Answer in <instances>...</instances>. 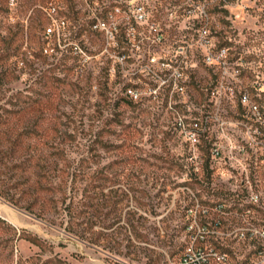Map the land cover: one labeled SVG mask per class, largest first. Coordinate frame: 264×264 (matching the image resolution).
<instances>
[{
    "label": "rangeland",
    "instance_id": "374dc122",
    "mask_svg": "<svg viewBox=\"0 0 264 264\" xmlns=\"http://www.w3.org/2000/svg\"><path fill=\"white\" fill-rule=\"evenodd\" d=\"M195 212L227 264L253 246L227 234L264 223V0H0V264H176Z\"/></svg>",
    "mask_w": 264,
    "mask_h": 264
},
{
    "label": "built area",
    "instance_id": "2783aa9c",
    "mask_svg": "<svg viewBox=\"0 0 264 264\" xmlns=\"http://www.w3.org/2000/svg\"><path fill=\"white\" fill-rule=\"evenodd\" d=\"M198 14L203 19L206 16L205 10L203 7H197ZM45 15L47 16L49 23L44 29V36L46 39L51 37H56L58 40L61 39V35L64 33L66 28V22L63 18L57 17V9L54 3H50L46 8H44ZM138 18L142 19V15H136ZM140 19V20H141ZM139 20L132 15L128 18V28L135 29L138 25ZM93 27L95 29H105V22L98 21ZM199 43L203 44L206 48L204 53V60L208 65H218L221 72H225V67L228 65L229 58V48L225 44H222L218 47L213 46L209 42V30L205 25L200 26L199 30ZM60 46V45H59ZM71 49L75 54L83 53V50L76 43L71 44ZM237 70L241 71L239 65H236ZM239 73V72H238ZM241 73V72H240ZM223 77V76H222ZM222 81L219 85L214 87L213 93H218L219 89L222 88ZM254 90L260 89V85L252 86ZM126 93L129 97L136 99L138 93L133 88H127ZM238 102L241 106L247 108L248 112L251 114L253 120H261L263 117V112L261 108L251 100L250 90L246 87L241 88L238 92ZM181 124L179 123V126ZM193 132L189 134L190 139L193 143L197 142V129L198 123L194 122L192 125ZM218 151H214L213 155H218ZM248 203L253 206H259L260 195L258 193H251L248 197ZM251 209L247 208L246 213H249ZM204 214H208V210L205 209ZM197 212H195V222L197 224V229L192 232V238H194L193 243L185 249L183 254L179 257L176 264H211V262H216L219 264H227L230 259V252L227 249L217 250L215 246H207L200 244V242L206 240L208 234H210V227L207 221L201 223L197 222ZM217 223H220L218 221ZM228 236H233L238 241L247 242L253 244L251 250L248 252L246 257L238 261L237 264H264V223L261 224H251L247 223L246 225H240L232 232L227 234ZM195 242L199 244L195 245Z\"/></svg>",
    "mask_w": 264,
    "mask_h": 264
}]
</instances>
